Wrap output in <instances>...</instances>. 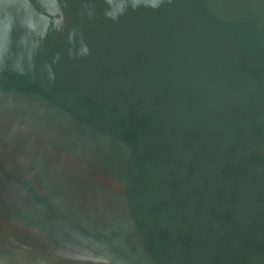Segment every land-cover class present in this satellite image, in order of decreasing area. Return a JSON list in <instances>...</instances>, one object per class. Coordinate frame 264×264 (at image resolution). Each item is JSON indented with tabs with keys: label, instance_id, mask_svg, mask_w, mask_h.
<instances>
[{
	"label": "water",
	"instance_id": "95a60500",
	"mask_svg": "<svg viewBox=\"0 0 264 264\" xmlns=\"http://www.w3.org/2000/svg\"><path fill=\"white\" fill-rule=\"evenodd\" d=\"M0 264H264V0H0Z\"/></svg>",
	"mask_w": 264,
	"mask_h": 264
}]
</instances>
